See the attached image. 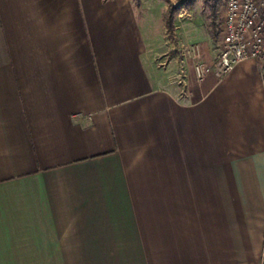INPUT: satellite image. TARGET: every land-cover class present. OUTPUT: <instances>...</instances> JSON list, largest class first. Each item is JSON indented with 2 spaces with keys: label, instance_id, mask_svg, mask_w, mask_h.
I'll use <instances>...</instances> for the list:
<instances>
[{
  "label": "crops",
  "instance_id": "obj_1",
  "mask_svg": "<svg viewBox=\"0 0 264 264\" xmlns=\"http://www.w3.org/2000/svg\"><path fill=\"white\" fill-rule=\"evenodd\" d=\"M170 10L0 0V264H264V63Z\"/></svg>",
  "mask_w": 264,
  "mask_h": 264
},
{
  "label": "built area",
  "instance_id": "obj_2",
  "mask_svg": "<svg viewBox=\"0 0 264 264\" xmlns=\"http://www.w3.org/2000/svg\"><path fill=\"white\" fill-rule=\"evenodd\" d=\"M220 28V44L213 63L195 67L199 78L213 72L220 79L248 60L264 63V0H225Z\"/></svg>",
  "mask_w": 264,
  "mask_h": 264
},
{
  "label": "rangeland",
  "instance_id": "obj_3",
  "mask_svg": "<svg viewBox=\"0 0 264 264\" xmlns=\"http://www.w3.org/2000/svg\"><path fill=\"white\" fill-rule=\"evenodd\" d=\"M166 2L170 4L171 16H174V10L177 11L181 8L185 9L188 15L194 16L192 11L196 8L203 20V32L209 34L212 38V47L216 48L217 41L220 39V25H222V11H224L225 0H166ZM193 3H196L195 7L190 6ZM169 35L173 36V33L171 32ZM169 56L171 57V52Z\"/></svg>",
  "mask_w": 264,
  "mask_h": 264
},
{
  "label": "trees",
  "instance_id": "obj_4",
  "mask_svg": "<svg viewBox=\"0 0 264 264\" xmlns=\"http://www.w3.org/2000/svg\"><path fill=\"white\" fill-rule=\"evenodd\" d=\"M166 29L169 33H171L173 31L172 16H171L170 12H169V15L166 19Z\"/></svg>",
  "mask_w": 264,
  "mask_h": 264
}]
</instances>
